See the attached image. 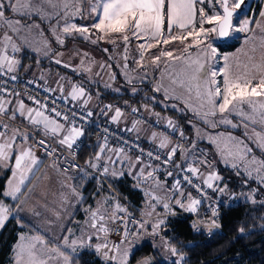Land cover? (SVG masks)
<instances>
[{
    "label": "snow or ice",
    "instance_id": "6c2138e0",
    "mask_svg": "<svg viewBox=\"0 0 264 264\" xmlns=\"http://www.w3.org/2000/svg\"><path fill=\"white\" fill-rule=\"evenodd\" d=\"M85 3L89 6V18L93 20L91 27L96 30L98 39L107 38L108 42L112 44H116L117 39H120L124 43L123 59L125 63L123 67L125 69L128 67L127 52L131 40L144 41L138 43L137 46L140 58L135 63L140 68L147 67L143 63L145 53L154 48L158 49V54H151V64L154 69L159 70L160 74L153 92H162L166 100L181 101L185 108L194 112L209 128L216 129L220 125L231 126L233 129L243 128L244 136L264 153V11L260 13L259 20L255 17L241 19V14L244 13L242 5L245 4V0H0V29L7 28L22 42L27 43V37L22 33L26 31L31 34L32 28L39 29L40 25H22L19 20L6 18V12L11 11L13 14L29 18L35 14L44 21L56 19V24L50 25V31L60 45L64 44V39L57 31L61 21L64 22L63 34L71 35L73 32H78L85 40H88L90 36L85 34L89 33V28L77 27L75 23L70 22L73 16L82 17V6ZM206 4L211 10L210 13L205 11ZM197 5H199L198 8ZM237 9H240V12H237ZM230 32L232 34L247 33L245 43L253 42L251 49L245 53L247 62H237L238 70L236 72L232 71V65L227 56L223 57L224 65L222 67L214 66L217 50L212 46L211 36L215 34L218 37H230ZM40 35H43L42 30ZM189 38H191L190 42L185 43V41H189ZM173 41H179L184 45L181 55H175V50H166L160 47L169 45ZM91 42L97 43V40H91ZM43 46L47 49L43 55L48 56L52 49L47 40L44 41ZM191 49H195L194 54L190 51ZM9 50L11 53H16L20 51V47L13 39V35L5 32L0 37V76L14 73L19 65V61L9 55ZM35 50L40 51V49ZM258 50L260 51L259 59L255 55ZM56 55L57 57L63 56V53ZM83 55L87 56V53ZM177 61H182L184 65L179 73L175 71ZM54 62L66 68L72 67L59 58H56ZM106 67L110 68L111 65H100L101 69ZM241 68L242 71H240ZM73 71L91 73V63L86 64L82 59L80 67L73 68ZM125 76L127 79V71ZM217 77L223 78L222 83ZM111 78L114 79V76ZM10 79L16 80L17 77L12 75ZM64 80V77H60L56 82V88L44 87V92L58 91L61 94L59 99L70 97L73 101H80V107L86 110L92 99L91 95L86 92L82 84H72L71 81H68L71 87L65 96L64 84L61 83ZM165 80L169 81L168 86L164 84ZM253 81L256 83L253 84ZM128 82L131 83V79H128ZM177 89H181L186 95H177ZM0 93L16 97L13 105L11 99L0 95V167H11L12 171V177L7 182L8 187L0 193V197H10L12 201L6 204L3 199H0V227H3L10 217L18 215L23 210L32 193L33 189L28 188L25 184L26 181H29V174L31 173L32 179L36 180L48 178L47 173L42 177L36 175L42 165L34 154L33 145L29 143L30 133L22 131L12 123L17 119V115L26 120L33 129L40 131L47 139H54L61 147L71 150L76 141L84 135V130L76 123L77 119L86 120L93 113L91 111H81L80 113L73 111L70 119L65 111L60 110L55 100L49 107L46 102L47 96L42 101L36 96L28 95L27 99L33 105L28 106L20 99V93L14 90L9 92L6 88L0 87ZM173 106L175 107V105ZM105 108L114 112L111 121L118 123L123 116L121 109H113L111 105H106ZM145 108L147 109L146 105ZM131 111L137 113L139 109L132 108ZM218 114L220 119H214ZM154 115L158 117L157 122H159V114L154 113ZM232 115L237 117L239 123H233L229 118ZM5 116L8 117L7 122L3 119ZM140 123L141 121L134 120L132 128L128 130L138 131ZM166 126L175 130L174 122L171 120L167 121ZM193 126L195 127V125ZM199 133L200 129H197L198 138ZM206 135L208 141L216 146L217 152L225 163H231L233 168L243 165L244 171L249 176L253 171L256 172V178L261 184H264V159L257 158L253 154V149L243 139L223 132ZM151 136L154 143L159 141V149H168L163 163H172L178 151L187 159L188 150L183 149L179 144L172 145L167 134L152 132ZM180 136H184L183 132L180 133ZM36 146L41 147L48 156H55L57 151L47 143L46 139L37 141ZM192 147L195 148V143ZM98 148L99 151L93 158L86 161V165L88 168L99 171L102 176L108 175L110 170L113 177L123 176L124 170L117 172L114 167L118 161L121 165H127V174L130 176L134 175L136 166L140 165V168L135 171L138 185L150 184V188L145 190V196L148 198L147 207L151 211L144 213V216L151 218L155 212L156 204H161L165 212L168 213L171 211L168 201L175 195L185 196L181 190L179 179L173 183L172 189L169 190L173 193L172 196L154 194L155 190L164 189L165 185L154 176L156 169L142 159L144 155L142 149H140L141 156H137L133 160L123 147H110L107 137L104 138L103 144H98ZM146 155L150 160L161 159L159 154L154 155L151 151ZM13 156L14 164H11ZM249 157L251 158L249 159ZM58 159L59 157H56L49 167L61 172L65 175V179H68L69 169L68 167L61 169L57 163ZM207 163L205 158L187 164L181 171L191 173V177L184 175L183 180L200 192L202 197L205 195L204 188L200 184L193 183V177L201 179L207 188L223 194L226 188L214 186L212 183L220 179L215 172L209 173L206 177L201 173L198 165H207ZM70 166L79 167L76 164ZM176 167L180 168V165H176ZM148 168H152V170L146 172ZM167 175L171 176L172 172H168ZM22 186L27 188V195L22 192ZM61 188L68 190L61 193L63 201H67L70 196L77 198L80 196L70 184L62 182ZM153 201L156 203L153 204ZM201 203L202 200L193 198L191 193L187 194V203L182 199H175L176 205L192 213L197 212ZM253 203H255L254 199ZM106 204L107 198L98 201L95 209H86L89 218L85 222L86 227L81 229L79 237L73 238L75 234L71 230H67L65 235L57 236L51 241L43 235L20 234L19 242L13 249L15 264H75V261L79 259V251L93 247L97 253L103 256L105 264H129L132 245L140 238L141 232L154 237L158 236L164 220L158 218L155 222H151L150 219L136 221L137 228L133 231L128 227L132 221L125 220L118 215V213H127V209L117 201L111 208L112 214L109 216V208L105 206ZM35 214L39 215V213ZM54 215L59 219V213H54ZM217 215V209L212 208L211 218L205 225L209 230L220 227L216 220ZM116 220H121L123 224L122 235L119 243H111L107 240L109 228L106 224L109 221L114 224ZM199 223L205 222L200 221ZM149 224L151 225L150 233L148 232ZM193 227L197 228V224L194 223ZM244 231L243 227L239 228L240 233H244ZM101 233L104 234L103 238H101ZM93 237L97 240L102 239V242L93 245ZM164 245L173 256H178L175 264H182L183 254L178 253L177 249L169 245L166 240ZM140 264H151V259L146 258Z\"/></svg>",
    "mask_w": 264,
    "mask_h": 264
},
{
    "label": "crops",
    "instance_id": "0c3cea01",
    "mask_svg": "<svg viewBox=\"0 0 264 264\" xmlns=\"http://www.w3.org/2000/svg\"><path fill=\"white\" fill-rule=\"evenodd\" d=\"M262 6L264 7V0L262 2ZM264 9H262L261 11H263ZM6 18H10L13 20H19L20 23L22 25H34V24H39L40 28L36 29V28H32V32L31 34L27 33L26 31L24 33H22V35H26L27 37V43L22 42L18 37H16L13 33H11L10 30H8L7 28L4 29H0V37L3 36V34L5 32H7L9 35H13V39L16 41V43L19 45L20 47V51L16 52V53H11V51L9 50V55L12 56L13 58L17 59L19 61V65L17 66V70L14 73H8L11 75H18L22 78H27V79H41V77H43L42 80H44L43 83L50 85L52 88H56L57 87V80H59L60 77H64L65 80L61 81V83L64 84V95L67 96V93L70 90L71 85L68 83V81H71L72 84H82L83 87L85 88L86 92L88 94L91 95L92 99L90 100L88 106H90L92 109H94L95 113L97 114V112L99 110L102 109V107L108 102V101H112L111 98L109 97V93H113L116 95H120L119 97V103L121 104H129V102H131V97L128 96L131 95H137L138 93H140L143 88H141L140 90H136L135 92H131V87L126 86V83L124 86H120L117 85L116 87L114 86V84L112 83V85H109V81H112L114 76V79H118V80H124L123 79V75L120 72L119 68L116 66V57L114 56L113 58H111L109 55H106L105 51H103V48H108L110 49L112 47V43H109L107 38L101 39L100 42H97L96 44H90L88 43L89 46L85 47V42L82 41V51H81V55L82 57H77V56H73L70 57L68 56V58H61V56L57 57V53L60 52L61 49H68V48H76L75 43H77V40H79L78 38H76V35L78 32H73L71 35L69 34H63L62 33V26H63V21H61L60 23V27L57 29L58 33L61 34L62 38L64 39V44L60 45L56 42L55 38L53 37L51 31L49 30V26L51 23H54L52 25L56 24V19L53 18L51 21H44L41 20V18L38 15L33 14L30 18L29 17H21L19 15L13 14L11 11H7L6 12ZM72 23H75L77 25V27H88L89 28V32H94L95 34H97L96 30L93 29L91 27L93 20L89 18V6L88 4H83L82 6V17L81 16H73L71 21ZM43 32V35H40V32ZM244 36L245 34H242L241 38L239 39V43L238 46L233 49V50H229L227 57H229V63L232 65V71L236 72L238 69L236 68V64L237 62L240 63H245L247 62V56L244 55L243 56H236L234 55L235 52L242 46L243 40H244ZM47 40L52 51L49 52L48 56L43 55V52L40 51H36L35 49H43L44 51H46L47 49L44 48V41ZM117 41H119V39H117ZM122 42V40L120 41ZM136 42V43H135ZM139 43H143L144 41H136V40H131L130 44L131 47H134V44H138ZM153 43H155V41H153ZM221 43L215 44V48L217 50V53H219V55L221 53H223L224 51H221V47H220ZM95 48L94 49H90V48ZM161 47V46H160ZM85 48V49H84ZM164 48L166 50H173L176 49V53H177V49H181V44L179 43H175L174 41L169 44V45H164ZM155 49V48H154ZM85 50V52H84ZM153 49L149 50L148 52L145 53L144 59L146 60V64H148V66L150 67V70L152 72V74L154 75V78L156 77L154 74V70L156 71V69H154V66H150L151 63V54L152 53H156L158 54V51H152ZM36 53H38L40 56H38ZM80 53V52H79ZM87 53V56H84L83 54ZM233 54V56L231 55ZM260 54H258L256 57L257 59H259ZM132 57H134V55H132ZM47 58H51V62H48L46 59ZM56 58L61 59L62 61H64L67 64H70L72 67L70 68H66L63 65H57L54 61ZM84 60L86 64L91 63L92 66V71L91 73H87V72H76L73 71V68H78L80 67L81 64V60ZM130 61H126L127 66L130 67V65L132 66V69L135 67V61H136V57H134L133 59H129ZM123 64L125 63L124 60H122ZM104 64V65H111L110 68L106 67L104 69L100 68V65ZM217 64H220V67H222L224 65V60L223 59H218L217 58ZM163 66V64H161ZM243 69L241 68L240 71H242ZM130 71V70H128ZM132 72L136 70H131ZM158 70L156 71V75H157ZM97 73H99V75H97ZM118 74V76H117ZM136 74V73H135ZM157 79V78H156ZM218 80L221 81L222 83V77H217ZM81 80V83H80ZM86 81L85 83H83L82 81ZM156 82V81H155ZM42 83V82H41ZM256 81H253V84H255ZM147 86H149L147 88L146 86V90L142 91V96L143 98L139 99L140 102L135 104V108L139 109L138 112H140L143 115H146L149 117V119L151 120H158V117L156 115H154V113H158L159 114V122L161 124H166L168 120H171L174 122L175 127L177 128V130L179 131V133L183 132L184 136L182 139V147L187 151V159H185V156L178 151V153L180 154V156L182 157L183 161L186 163H195V161L199 160V159H207V165H198L200 168L201 173L204 174V176L206 177L209 173L215 172L217 175H221V173H218V169L215 168V165H220L222 164L219 161V164H217V161L213 162L214 160L211 158V154L210 152L216 147L214 144L210 143L209 141H207L206 139L203 138H198L197 135V129H200V134L202 135H206V134H218V133H240L239 135H242L240 130H236L231 128L230 126H224V125H220L219 127H217L216 129H212L209 128L207 125H205L203 123L202 120H200L194 112L188 110L187 108H185V105L176 99H165L164 95L162 92H153V88L155 83H151L149 82L148 84H146ZM166 85V84H165ZM89 86V87H87ZM167 86V85H166ZM151 88V90H149ZM145 92V93H144ZM56 93H59L58 91ZM177 95H186L185 93H183L182 90L180 91H176ZM0 95H5V97L7 99H11L13 101V105L15 104V100L16 97L15 96H7V94H0ZM141 95V93H140ZM152 97H155V99H152ZM20 99H22L24 101V103L28 106H33L32 103L27 99V97H25L24 95H20ZM69 101L71 103H75L78 104L80 101H73L71 100L70 97H68ZM117 101V100H114ZM145 105L147 106V109L145 108ZM175 105V107L173 106ZM11 107V106H10ZM123 113V116L120 118L118 123H115L117 126H119L122 129H125L127 131H129L128 129L132 128V122L134 120H138L135 117H133L129 112H127V110L122 109L121 110ZM7 117V116H6ZM232 121L237 122V117H235V115L229 116ZM108 119L111 120V116L107 117ZM5 120V119H4ZM7 122V120H5ZM16 122L27 126V127H31L28 122L26 120H24L22 117H20L19 115H17V119L15 120ZM15 126L19 127L22 131H27L26 129L20 127L19 125L13 123ZM181 124V125H180ZM185 126H184V125ZM195 125V127L193 126ZM239 131V132H236ZM132 135L136 136L137 138L153 144V145H157L159 141H156L155 143L152 141V132H156V133H161L159 130L153 128L152 126H150L149 124L141 121L139 127H138V131H129ZM81 138V137H80ZM79 138V139H80ZM94 141H96L98 144H103L98 138H94ZM171 140V139H170ZM30 141V140H29ZM172 142V140H171ZM193 143H195V148L192 147ZM173 145V142H172ZM171 146V145H170ZM115 148V147H113ZM255 149V152H253V154H260V150L259 149ZM99 151V148H98ZM97 151V152H98ZM127 155L129 157H131L133 160H135V157L126 152ZM203 154V155H202ZM36 156L39 158H43V162L41 163L42 166L40 167V170L43 168L44 165H51L54 161V159L48 157V156H43L41 153H37L36 152ZM12 164H14V156L12 158ZM59 167L61 169L62 166L59 162H57ZM215 163V164H214ZM154 168H156L160 173H162L165 177H166V181L168 182V187L169 185V178L168 175H166L165 173H163L162 171H160V169L156 166V165H152ZM115 169L117 170V172L124 170V175L123 176H116L115 180L117 181H112L111 183L114 185L117 182H128L132 187H135V184L133 185L129 179V177H131L130 175L127 174L126 171V164L121 165L120 162L118 161L117 164L114 166ZM136 167H140V165L138 164ZM51 168V167H50ZM229 168V167H226ZM10 171V175L7 178L6 182H5V186H4V190H6L7 188V182L9 181V179L12 177V171L11 169H9L8 167H0V177L5 175V173L7 171ZM234 170H237L234 168ZM50 175L52 177L53 183L59 185L61 187V183L65 182L67 184H70L72 187H74L77 192L80 194L79 198L77 197H69L67 201H63L61 199V195L56 197L54 195L55 198L50 199L51 201H49L48 203H59V204H65L68 203V206L70 207V209H73V205L75 203V207H77L76 209H84L85 213L83 214L82 211L77 212V214L74 216L73 222L74 224H82L85 228L86 227V220H88L89 218V213L86 212V209L92 208L95 209L97 206V202L107 198V204L105 205L106 207L109 208V213L108 215L111 216V208L114 207L115 203H108V196L109 194L107 193V189L108 187H106L107 185L97 179H95V181L93 182H87L88 179L84 178V179H78L75 176L71 175L70 173H67V177L68 179H65V175L62 174L61 172H58L56 169L51 168V172ZM201 180V179H200ZM215 181H213L212 183H214ZM106 185V186H105ZM138 189V188H136ZM170 189V188H169ZM141 190V189H139ZM62 191L67 192V189H62ZM183 191V190H182ZM142 192V191H141ZM108 195V196H107ZM143 195V194H142ZM3 198V197H2ZM1 198V199H2ZM41 198V196H40ZM51 198V196L49 197ZM178 199H182L185 203H187V200H184V197H180L178 195ZM6 200L9 202V198H6ZM144 202V196L143 199L141 201V203H139V207L138 209L145 208L146 203ZM122 207V203L120 204ZM176 211H178L175 214H180V213H188L189 211H186L184 208L179 207L178 205H176ZM120 214V213H118ZM171 216V215H170ZM111 222L109 221L106 226L110 229V225ZM103 234V233H101ZM109 232L107 234V240H109ZM103 237V236H102ZM102 241H96L93 245L97 244V243H101ZM86 250H90V251H95L94 247L90 248V249H86ZM97 253V252H96ZM98 255H100L102 257V255L100 253H97Z\"/></svg>",
    "mask_w": 264,
    "mask_h": 264
},
{
    "label": "rangeland",
    "instance_id": "374dc122",
    "mask_svg": "<svg viewBox=\"0 0 264 264\" xmlns=\"http://www.w3.org/2000/svg\"><path fill=\"white\" fill-rule=\"evenodd\" d=\"M262 2H263L262 0H245V4L242 5V8L244 9V13L241 14L240 18L246 19V18L255 17L257 20H259L260 13L262 12L261 10L264 9V7L262 6ZM198 7H199V5H197V8ZM204 7H205V11H208L210 13L211 10H210L209 6L206 4ZM238 12H240V9H238ZM245 13H246V15H245ZM235 22L236 21H235V17H234V24H235ZM52 24H54V23H51L50 25H52ZM49 30H50V28H49ZM242 34H245L244 40H243L242 46L235 52L234 55H236V56H243L244 53L248 52L251 49L253 42L249 41L246 44L245 38L248 34L243 33V32L238 33V34H232L230 32V37H227V39H226V41H228V42H232V41H235L237 39L239 40L241 38ZM85 35H89L90 39L85 40L80 33H77L76 38H78L79 40H77V43H75V45H74V46H76V48L61 49L59 52V53H63V56H61V58L63 59L65 57L67 59H70V58H68V56L73 57L74 55L77 57H82V56H80L81 51H82V49H81L82 41L85 42V44H84L85 47L89 46L88 43H90L91 45L96 44V43H92L91 40H97V42L101 41V39H98L97 34H95L94 32H91V33L89 32V33H86ZM190 40H191V38H189V41H185V43L190 42ZM120 41L121 40L119 39V41H116V44H111L112 47L110 49H108V48L102 49L103 51H104V49H107V51H105L106 55H109L111 58H113L114 56L117 58L116 59V64H117L116 66L119 68L120 72L123 75V79H124V80L113 79L112 81H109L108 84L112 85V83H113L114 86L116 87L117 85L124 86L126 83V86H129L132 88L131 89L132 93L135 92L137 89L140 90L141 88H143V90H146L149 87L146 84H148L149 82H151V83L153 82L156 84L157 81L159 80V75H160L159 70L156 69V71L158 70L157 75H156V71L155 70L153 71L155 76H156L154 78V75L152 74L148 64H146L145 59L143 60V63L145 65H147L146 68H140L137 63L135 64V67L133 69H132L131 65H130V67H127V69H125L123 67V63H122L123 61L122 60H124L123 57H124L125 45L123 42H120ZM211 41H212V46L214 48H215V44L222 42V41H220L219 37L215 34H213L211 36ZM174 42L181 44L179 41H174ZM137 43H139V42H137ZM257 44H258V41H257ZM137 46H138V44L137 45L134 44V47L132 48L131 44L129 43L128 52H127V56H128L127 61H130L129 59H133L134 57H136V61L139 60L140 57H139V52L137 51ZM183 46L184 45L181 44V49L183 48ZM161 48H164V45H161ZM90 49L95 50V48H93V47ZM181 49H177L178 50L177 53H176V49H173V50H175L174 54L175 55H181L182 54ZM152 51H158V49L155 48ZM190 51H192L193 54L195 53V49H191ZM40 52H44V50L40 49ZM84 52H85V50H84ZM228 53L229 52L227 50H224V52L221 53L220 55H219V53L216 52V58H215L214 66L220 67V64L219 65L217 64V58L219 60L223 59V57L227 56ZM36 54L38 56H40L38 53H36ZM258 54H260L259 50L255 53V55L257 56ZM132 55H134V57H132ZM231 55L233 56V54H231ZM46 60L48 62H51L52 59L47 58ZM150 66L152 67L151 63H150ZM161 67H163V66L161 65ZM183 67H184V65H183L182 61H177L175 63V71L176 72H178V73L181 72ZM128 70H130V71H128ZM131 70H136V72L135 71L132 72ZM126 71L128 74L127 79L125 76ZM145 73H146V75H145ZM117 76H118V74H117ZM128 79H131V83L128 82ZM30 80H34L35 82H37L41 86L51 87L50 85L43 83L44 80H42V79L38 78V79H30ZM82 82L85 83L86 81L83 80ZM80 83H81V80H80ZM164 84H166L168 86L169 81L165 80ZM146 86H147V88H146ZM87 87H89V86H87ZM133 89H135V91H133ZM149 90H151V88ZM177 90L180 91L181 89H177ZM142 91L140 92L141 95H140V93H138L137 95L136 94L133 95L131 97L133 101L129 102V104H126V105L121 104V103H119L118 99H116L117 101H114L115 100L114 99L112 101H108L102 108H105L106 105H111L113 109H115V108H120L121 110L124 109V110H127V112H129L132 115V113H131L132 111L130 112V111H128V109L135 108L136 107L135 104L140 102L139 99L143 98ZM57 94L61 95L60 93H57ZM65 100H67L69 103H71L68 98ZM71 104H75V103H71ZM75 105L80 106V102L78 104H75ZM87 107H88V109H91L92 111H94V109H92L90 106H87ZM94 113H95V111H94ZM138 113L141 114L140 112H138ZM113 114H114V112L110 111L109 117L112 116ZM141 115H143V114H141ZM132 116L136 118V114H135V116L134 115H132ZM143 116H145L149 119L148 116H146V115H143ZM214 119H217V120L220 119L219 114ZM233 123H239V120H237V122L233 121ZM224 126H226V125H224ZM236 130H240L242 135H239L240 133L234 132V133H232L233 136L240 138V139H243L245 141V143H247L253 149V152H255L254 148L259 149L256 147V145L252 141H249L247 139V137L244 136V129L243 128H236ZM257 130H259V129H257ZM236 132H239V131H236ZM249 132H251V129H249ZM228 133L229 132H227L225 134H228ZM211 135H216V134H211ZM199 138H203V139H206L208 141L207 135L204 136V135L199 133ZM29 140H30L29 143L31 145H33L31 143V137H29ZM36 152L41 153L43 156L46 155L45 153L40 152L39 150L34 148L35 156H36ZM210 154H211V158L214 160L213 162L217 161V164H219V161H220L222 163L220 165H215V168L218 169V173H219L220 167H229L230 169H234L231 166V163H225L224 162V159L217 152L216 147L210 152ZM254 155L259 159H264V153H262V152L260 154H254ZM37 158L41 163L43 162V158H39V157H37ZM250 158L251 157H249V159ZM10 163L12 164V161ZM184 164L187 165L189 163L184 162ZM49 166L50 165H48V164L44 165L43 168L38 173H36L37 177H42L45 173H47V177H48L47 179H40V180L32 179V175L30 173L29 174V181L30 182L29 181L25 182L27 187L32 188L33 190H32L30 197L28 198L23 210H21L18 215L12 216L14 218H21L22 219L21 225L23 227V230L21 232H19L18 237L20 236V234H24L26 236L43 235L47 240L51 241V240H54L55 237H57V236L65 235L67 233V230H71L75 234L73 238L79 237L81 235V229L84 226L80 223L74 224L72 222H73L74 216L77 214V212L82 211L83 214L85 213L84 209H78L77 210L76 209L77 207H75V203L72 207L73 209H70V207L68 206V203H65L63 205L59 204V203H48L49 201H51L50 199L55 198L54 195L56 197H58L61 195L62 192H64V191H62V188L59 185L53 183L52 177L50 175L51 168ZM8 168L11 169V167H8ZM126 168H127V165H126ZM139 168L140 167H136V170H138ZM235 169H237V170H235L236 172L234 174H231L228 179H225L224 176L221 174L220 176L218 175L220 177V179L213 183L214 186L226 188V191L223 193V195L230 197L235 202V203L228 204L226 207L237 205L240 202H245V201L253 203V199L255 200V203L264 204V184H261L259 182V180L256 178L257 177L256 172L253 171L252 175L249 176L244 171L243 165H240ZM136 170H134V175L129 177V179L133 185L135 184L136 188L141 189L142 194L144 196V202L143 203H146L144 209H142V208L139 209V214L142 215L144 217V219H150L151 222H155L159 218V219H163L164 223L160 227L158 236L154 237V236L147 235V234H144L143 232H141L140 238L132 245V254L136 248H138L140 245H142L145 242H150L154 246L155 252L151 255H148L145 258L140 259L135 264H140V262L146 258L151 259V264H158L160 262H165L167 264H175V261L178 259V256H173L171 254V252L165 247L164 241L165 240L168 241L169 245L175 247L174 245L171 244L169 238L166 236L165 231L167 228L168 217H170V215H175V213L178 212V211H176L177 206L175 204V199H178V195H175L173 199L168 201L170 203V206H171L170 212L166 213L161 204H156L155 212L153 213L152 217L148 218V217L144 216L143 215L144 213L151 211V209H149L147 207L148 198L145 196V190L150 188V184H139L138 185V182L135 179V171ZM151 170H152V168H148V169H146V172L151 171ZM105 176L108 178V180L110 182H112L113 180L117 181V180H115V177H113L111 175V170H110V173L108 175H105ZM154 176L162 184L165 185L164 189L155 190L154 194L157 196H165V195L172 196L173 193L171 191H169L171 189V187L170 186L168 187V182L166 181V177L162 173H160L157 169L154 172ZM95 178L96 177H94L92 179H95ZM99 181H101V180H99ZM7 187H8V185H7ZM106 187H108V189L106 191L109 194V196L107 195L108 196V203H116L118 201L120 204L122 203L124 208H126V206L124 204L126 202H124V200L120 197L119 193L117 191H114L108 185ZM181 190H183V192L185 193L184 200H187V194L188 193H191V195L193 197V194L191 191L186 190V189H181ZM22 192H24L25 195H27V188L22 186ZM216 193H220V192L216 191ZM253 193H254V195H253ZM40 196H41V198H40ZM50 196H51V198H49ZM250 196H251V198H249ZM8 198L10 200L9 202L6 200L5 197L2 198L6 204L12 202L11 198L10 197H8ZM152 203L155 204L156 202L153 201ZM255 203H253V204H255ZM35 213H39V215H36ZM54 213H59V219L57 218L56 215H54ZM121 214H124V213H120L118 215H121ZM189 214L192 215V217H193V224L194 223L197 224V228H194L196 232H204V229H205L209 233H211L209 235V236H211L216 230H221V226L219 228H213L211 230H209V228L205 226L207 224V222L209 221V219L211 218V212L208 210L207 206L199 205L196 213L189 212ZM142 220L143 219H141V221ZM200 221H204L205 223H199ZM217 223L220 225L219 220H217ZM111 224L109 226H111ZM148 232L149 233L151 232V225L150 224L148 226ZM100 235H101V238H103L102 236L104 234H100ZM109 237L110 238L108 241L111 243H119V241H120L117 238L112 237L111 235ZM96 241H97V239L95 237H93L92 244H94ZM98 241H102V239L98 240ZM18 242L19 241L17 240L16 243L13 245L12 253L10 255V259H9L7 264H15V261H14L15 253H14L13 249L18 244ZM175 248L177 249L178 253H181L177 247H175ZM86 249H90V248H85L82 251H85ZM80 252L81 251H79L78 254ZM132 254L129 257V264H131L130 260H131ZM181 254H183V253H181ZM183 257H184V259L182 261V264H184V261H185V255L184 254H183ZM101 258L104 259L103 256Z\"/></svg>",
    "mask_w": 264,
    "mask_h": 264
},
{
    "label": "trees",
    "instance_id": "16d2710c",
    "mask_svg": "<svg viewBox=\"0 0 264 264\" xmlns=\"http://www.w3.org/2000/svg\"><path fill=\"white\" fill-rule=\"evenodd\" d=\"M238 43V39L232 42L224 40L220 44V49L221 51L233 50ZM128 96L132 97L129 94ZM109 97L111 100H119L120 95L110 92ZM97 151L98 143L92 139V144L83 148L81 159L88 161ZM219 172L228 179L236 171L220 167ZM9 175L8 170L0 177V193L3 192ZM93 181L95 179L89 178L87 182ZM114 185L124 197L139 207L143 199L141 190L124 181ZM219 223L221 230L206 236L204 232L195 231L192 215L180 213L168 217L165 232L171 244L185 255L184 264H264V204L245 201L225 207L220 213ZM21 224V218L11 217L0 228V264L8 263L13 245L18 240L19 232L23 230ZM240 227L245 229L244 233L239 232ZM154 252V246L150 242H145L134 250L130 262L135 264ZM78 256L79 259L75 261V264H105V260L94 251H81Z\"/></svg>",
    "mask_w": 264,
    "mask_h": 264
},
{
    "label": "built area",
    "instance_id": "2783aa9c",
    "mask_svg": "<svg viewBox=\"0 0 264 264\" xmlns=\"http://www.w3.org/2000/svg\"><path fill=\"white\" fill-rule=\"evenodd\" d=\"M10 76L11 74H6L3 76H0V87L6 88L9 92L15 91L20 93V95H24L27 97L28 95L36 96L38 99L44 101V98L47 96L48 100L46 101L49 105V107L52 106V101L55 100L56 104L59 106L61 111H65L69 118L71 119V114L73 111L80 113L81 111H91L93 114L91 117H88L86 120H79L77 119L76 123L82 127L84 130V135L76 141V143L73 145V148L71 150L66 149V147H61L59 144L55 142L54 139H47L42 135L40 131H37L33 129L32 127L24 126L16 121H13L12 123H15L19 125L20 127L27 130V132L30 133L31 137V143L33 144L34 148L39 150L40 152H44V150L41 147L36 146V142L40 139H46L47 143L53 147L56 148V154L55 156H48L54 160H56V157H59L57 162H59L62 166L68 167L71 175L75 176L78 179H88V178H94L97 180H101L103 183L108 185L110 188H112L114 191H117L120 195V197L124 200L127 213L121 214L120 216L123 217L125 220H131L132 222L128 224V227L132 229L133 231L136 230L137 224L136 221H141V219H144L142 215L139 214V209L137 206H135L130 200H128L126 197H124L118 189L113 185L106 176H102L99 171L96 169L88 168L86 165V161L81 159V153L83 151L84 147H89L92 144V139L98 138L102 143L104 142V138L107 137V141L110 147H123L126 152L132 154L135 158L137 156H141L140 149L143 150L144 155L142 156V159L146 163H150L151 165H156L160 171L165 173L167 175L168 172H172L171 176H168L169 178V185L172 189V185L176 180L181 181V189H186L192 192L193 198L201 199L202 203L201 206L205 205L208 207V210L211 212L212 215V208L217 209V217L216 219L219 220L220 213L228 204L235 203L230 197L225 196L220 193H216V191H213V189L207 188L206 185L203 184V182L200 179H197L193 177V183L200 184L202 188H204L205 195L202 197L201 193L196 191L195 188L189 186L184 180L183 176L188 175L191 177V173H187L184 171H181L182 168L186 167V164H184V161L180 154L177 152L176 155L173 158L172 163L165 164L163 161L166 159V153L168 149H159L157 145H153L150 143H147L136 136L132 135L129 131L120 128L115 123H113L109 117V112L106 108H102L96 113L92 111L91 109H82L80 106L71 104L65 99H59L60 95L56 92L53 93H46L44 92V87L35 82L34 80H30L27 78H22L18 75H15L17 77L16 80H11ZM29 81H32V83H29ZM0 94H6V93H0ZM32 103V102H31ZM128 111L131 112V109H128ZM106 113V114H102ZM132 113V112H131ZM136 119L139 121H143L153 128L159 130L163 134H167L169 138L172 140L173 145H182V139L183 137L180 136L179 131L175 127V130L168 128L166 124H161L160 122H157L155 120L148 119L147 117L137 113H132V115L135 116ZM3 119L8 121V117H4ZM127 143H124V142ZM138 146V147H137ZM153 152L154 155L159 154L161 156L160 160H150V158L146 155L147 152ZM65 158H67L65 160ZM76 164L79 167L73 168L70 165ZM176 165H180V168H177ZM83 169V171H81ZM234 206V205H233ZM122 229L123 224L121 220H116V222L111 224L109 229V234L112 237L117 238L118 240L121 239L122 235ZM204 233L209 236L211 233H209L207 230L204 229Z\"/></svg>",
    "mask_w": 264,
    "mask_h": 264
},
{
    "label": "water",
    "instance_id": "95a60500",
    "mask_svg": "<svg viewBox=\"0 0 264 264\" xmlns=\"http://www.w3.org/2000/svg\"><path fill=\"white\" fill-rule=\"evenodd\" d=\"M237 12H238V9H237ZM220 41H224L227 39V37H219Z\"/></svg>",
    "mask_w": 264,
    "mask_h": 264
}]
</instances>
